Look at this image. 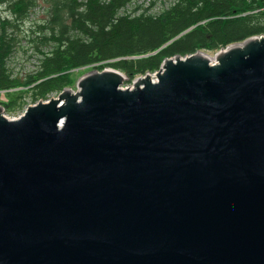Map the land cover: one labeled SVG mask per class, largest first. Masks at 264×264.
Listing matches in <instances>:
<instances>
[{"label":"water","instance_id":"95a60500","mask_svg":"<svg viewBox=\"0 0 264 264\" xmlns=\"http://www.w3.org/2000/svg\"><path fill=\"white\" fill-rule=\"evenodd\" d=\"M203 53L0 113V264H264V34Z\"/></svg>","mask_w":264,"mask_h":264},{"label":"trees","instance_id":"16d2710c","mask_svg":"<svg viewBox=\"0 0 264 264\" xmlns=\"http://www.w3.org/2000/svg\"><path fill=\"white\" fill-rule=\"evenodd\" d=\"M132 0H0V92L6 112L46 100L74 83L71 70L111 67L128 82L165 58L221 48L264 34V0H174L158 13L121 14ZM43 3L46 17L22 25ZM22 40L35 67L14 74L9 57ZM47 46L44 51L43 47ZM1 102V100H0Z\"/></svg>","mask_w":264,"mask_h":264},{"label":"rangeland","instance_id":"374dc122","mask_svg":"<svg viewBox=\"0 0 264 264\" xmlns=\"http://www.w3.org/2000/svg\"><path fill=\"white\" fill-rule=\"evenodd\" d=\"M174 0H137L135 2H132L128 4L122 11L121 13H133L137 9L138 11H143V10H148L149 12L152 13H158L160 9L168 7ZM152 7V8H151ZM149 8V9H148ZM46 7L44 6L43 3L37 4L36 7L30 12L29 18L24 22L22 25L24 28H28L31 26L32 22L34 20H39L43 19L46 17ZM6 14V11L4 10L3 6H0V15L4 16ZM47 46L43 47V50L46 51ZM33 47L29 46L27 44V41L22 40L21 44L17 45L12 54L9 57L8 63L9 67L12 69L14 74L18 75H23L24 73H27L28 71H31L36 63H37V58L34 54L32 53ZM210 53V52H209ZM215 52H212V54ZM211 55V53H210ZM105 68V67H104ZM98 69L96 67L92 68H76L71 70V76L74 79L73 85H71L69 88L75 90L76 89V82L85 73ZM127 77V76H126ZM135 78L131 80V82H128V78L123 81L121 84V87L125 88L128 86H131ZM57 94H51L50 97L56 96ZM33 104L32 102L26 101V104L24 106V109L27 107V105ZM24 109H18L15 110L14 112H4L5 116L7 118H15L18 117Z\"/></svg>","mask_w":264,"mask_h":264},{"label":"built area","instance_id":"2783aa9c","mask_svg":"<svg viewBox=\"0 0 264 264\" xmlns=\"http://www.w3.org/2000/svg\"><path fill=\"white\" fill-rule=\"evenodd\" d=\"M135 1H137V0H132L131 2H129V3H127L126 4V6L128 5V4H130V3H132V2H135ZM125 6V7H126ZM124 7V8H125ZM124 8H122V10L124 9ZM152 8V7H151ZM149 9V8H148ZM121 10V11H122ZM143 11H145V10H143ZM142 11H138V9L135 11V12H133V13H130L131 15H138L139 13H141ZM146 12L147 13H152V12H149L148 10H146ZM124 14H128V13H124ZM152 14H154V13H152ZM212 56H216V55H212ZM209 59H210V61L211 62H214L215 61V59H211L210 57H208ZM0 100H1V102H0V113L1 114H3V115H5L4 114V112H5V109H4V106H3V102H6L7 101V98L5 97V94H4V92L3 91H1L0 92Z\"/></svg>","mask_w":264,"mask_h":264},{"label":"bare ground","instance_id":"6f19581e","mask_svg":"<svg viewBox=\"0 0 264 264\" xmlns=\"http://www.w3.org/2000/svg\"><path fill=\"white\" fill-rule=\"evenodd\" d=\"M203 55L206 56V57H210L211 59H215V57L210 55V53L204 52ZM128 87H130V86H128Z\"/></svg>","mask_w":264,"mask_h":264}]
</instances>
